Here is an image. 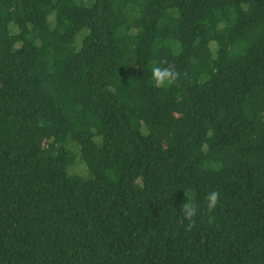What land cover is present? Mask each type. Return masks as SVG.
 Here are the masks:
<instances>
[{
	"label": "trees",
	"instance_id": "16d2710c",
	"mask_svg": "<svg viewBox=\"0 0 264 264\" xmlns=\"http://www.w3.org/2000/svg\"><path fill=\"white\" fill-rule=\"evenodd\" d=\"M0 264H264V0H0Z\"/></svg>",
	"mask_w": 264,
	"mask_h": 264
},
{
	"label": "clouds",
	"instance_id": "9594fccd",
	"mask_svg": "<svg viewBox=\"0 0 264 264\" xmlns=\"http://www.w3.org/2000/svg\"><path fill=\"white\" fill-rule=\"evenodd\" d=\"M181 77V73L176 70L174 65L169 64L166 60L154 63L151 68V79L154 87L164 89L175 84ZM220 192L212 190L205 196V207L209 214L215 211L219 199ZM180 216L176 222L185 228L186 231H191L196 225L195 217L199 214V208L194 202L185 201L180 206Z\"/></svg>",
	"mask_w": 264,
	"mask_h": 264
},
{
	"label": "rangeland",
	"instance_id": "374dc122",
	"mask_svg": "<svg viewBox=\"0 0 264 264\" xmlns=\"http://www.w3.org/2000/svg\"><path fill=\"white\" fill-rule=\"evenodd\" d=\"M175 115H176V114H174V116H175ZM174 124H176V126L179 125L178 122L174 121V122H172L171 126H173ZM168 133H169V127H166V128L164 129V140H165V141H167V139H168Z\"/></svg>",
	"mask_w": 264,
	"mask_h": 264
}]
</instances>
